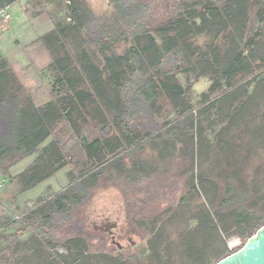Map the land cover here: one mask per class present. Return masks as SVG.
I'll return each instance as SVG.
<instances>
[{
    "label": "trees",
    "instance_id": "obj_1",
    "mask_svg": "<svg viewBox=\"0 0 264 264\" xmlns=\"http://www.w3.org/2000/svg\"><path fill=\"white\" fill-rule=\"evenodd\" d=\"M18 1L0 0V9L9 8ZM246 2L247 0H110L107 11H88L83 15L78 9L72 8L69 14L74 24H58L54 30L40 38L54 58L52 69L55 72L52 86L54 100L43 107L33 105L22 86H10L12 75L2 65L0 172L7 174L10 168L22 160L38 154L35 163L17 177L23 185V191H27L52 178L64 167L71 168V185L67 194H60L53 202L43 205L40 209L42 215H45L40 226L44 230L42 236L48 240L47 247L52 249L64 246L71 253L68 259L63 257L65 264H88L86 255L88 250L92 249L96 251L95 254L108 256V253L103 252L107 245L105 239H100L99 236L96 239L94 233L89 230L85 209L92 196L91 189L104 186L102 177L108 163L104 159L105 156L113 155L111 162L123 164L124 169V159L127 158L128 152L151 137L148 133L140 131V124L136 121L145 115V112L153 115L151 108L158 102L161 92L171 98L180 116L193 117L189 114L193 107L186 98L188 91L177 82V76L181 74L187 75L188 80L191 78L189 74L192 57L189 56V46H186L187 39L214 32L219 36L225 30L243 33L248 26ZM252 21L253 24L248 26L247 39L241 40L240 43L231 39V47L226 56L215 57V64L217 61L218 66L221 64L218 73L220 79L225 81V88L216 100L209 102L218 107L209 109H220L218 114L226 122L222 132L227 128L230 130L234 125H239V121L242 123L249 117L251 105L257 98L256 88H264V77L260 79L261 75L257 74H253L251 80L239 86L233 85V80L236 81L238 76L253 71L255 63L259 62V67L264 64V57L257 59L259 52L261 56L264 55L260 46L264 32V15L260 13ZM78 32L83 34V40L89 47L100 51L108 50L122 42L133 45L126 57L105 58L104 70L99 68L91 57L85 55L81 57L82 72L76 73L72 69L76 57L69 54L67 40ZM156 36L162 38L161 45L155 40ZM141 40H148V45L140 46ZM233 51L235 55L232 57ZM140 52L147 58L142 57ZM212 52L216 56L218 50L213 48ZM221 84L222 81L216 82L210 93L216 88L218 90ZM236 91L241 94L239 101L228 102ZM210 93L203 95V101L206 102ZM89 104H97L93 118H98L103 125L101 137L92 142L87 138L75 136L78 131L76 116L79 114L80 118L83 117L81 112L88 110ZM112 124L119 129L118 135L110 136ZM71 133L74 136V145L68 149L65 136ZM161 136L160 133L158 137ZM217 137V147L222 148L223 140L220 135ZM49 138L52 139L51 143L39 151ZM255 142L257 144V139ZM226 149L232 151L224 146L223 153ZM139 177V181L126 177L127 182L114 183L118 184L117 187L125 189L122 194L130 233L137 231L131 215L141 212V208H146L154 200L161 199L155 191V181H152L150 175L143 174ZM212 178L205 174L206 191H214L212 211L217 208L218 217L219 214L230 217L235 225L244 226L248 239L252 238L264 226V193L250 192L252 196H248L242 187H237L241 184V177L235 172H229L225 176L222 188L219 186L220 177L216 176L215 180ZM131 184L135 185L130 186L134 191L127 186ZM77 185L83 187L80 193L74 192ZM210 185L213 189H210ZM70 193H75L78 199L72 201L73 194ZM256 200H259L258 204L254 203ZM69 201L71 203L68 204ZM74 203L76 207L73 209ZM55 206L63 216L59 221L55 216L56 211L51 210ZM37 213L39 211L32 215ZM70 217H74L73 220ZM32 219L31 216L17 221L0 204L1 230L19 226L20 234L27 233L33 227L29 225ZM217 222L222 232L229 235L226 220L218 218ZM143 224L147 226L146 222ZM210 224L215 228L212 221ZM55 228L62 237L57 238L53 234ZM149 233L151 238L148 243L153 254L156 252L161 256V249L166 250L162 244L165 242L162 231L157 233L153 228ZM218 238L220 248L216 253L213 249L207 250L208 252L204 250V256L200 258L201 254L192 252L187 264H211L212 258H215L212 264H217L238 251L229 249L226 240L219 233ZM5 240L4 236H0V242ZM29 244L31 242L25 243L24 246ZM46 245L43 247L44 251L47 250ZM31 246L34 247L32 244ZM43 249L39 244L35 251L33 250L32 256L42 254ZM95 258L98 259L97 256ZM100 260H104L105 264H148L135 256H120L117 261L107 257Z\"/></svg>",
    "mask_w": 264,
    "mask_h": 264
},
{
    "label": "rangeland",
    "instance_id": "obj_2",
    "mask_svg": "<svg viewBox=\"0 0 264 264\" xmlns=\"http://www.w3.org/2000/svg\"><path fill=\"white\" fill-rule=\"evenodd\" d=\"M109 1L19 0L11 5L7 10L11 16L7 31L0 35V71L4 65L12 75L10 86L18 84L32 88L24 91L36 107H43L46 103L53 101L54 58L44 47L40 38L54 30L58 24H74L69 14L72 8L78 9L81 15L88 11L102 13L109 9ZM246 4V25L249 26L253 24L252 19L256 15L260 13L264 15V0H247ZM248 26L247 30L240 34L234 30H225L219 36L214 32L187 39L186 46H189V56L192 57L190 59L192 68L189 74L191 78L188 80L187 75L181 74L177 76V82L188 91L186 98L190 100L193 107V113L189 114L194 118L180 116L171 98L161 92L158 102L151 108L153 115L145 112V115L140 116L141 118L136 121L140 124V131L156 139L150 137L139 147L131 149L127 158L124 159V169L123 164H117V161L111 162L113 155L105 156L104 159L108 163L102 177L104 186L91 189L92 196L86 204L87 209L85 208L86 216H89L91 229L94 228L92 225L99 228V230L95 228L94 231L96 239L99 235L101 239L100 232L104 231L105 225L117 222L121 229L131 237V241L120 240L122 249H117L110 241H106L107 245L103 252L112 253L111 257L105 254H95L96 251L91 248L92 250H88V255H86L88 264H105V261L100 259L107 257L117 261L120 256H135L140 260H145L148 264H187L192 252L201 254L200 258L204 256V250L208 252L207 250L213 249L216 253L220 248L218 233L223 236L232 251L240 250L245 245L248 240V233L244 232L245 227L235 225L230 217H223L220 214L218 217L217 208L212 211V204L215 200L214 191H206L204 180L205 174H209L214 180L218 176L220 177L219 186L222 188L225 176L229 172H235L241 177L239 179L241 184L237 187H242L248 196H252L251 193H264V88H260L262 86L256 88L257 98L251 105L249 117L242 123L239 121V125H234L230 130L227 128L225 132L222 130L226 122L218 114L220 109L216 108L218 106L215 103H209L216 100L225 88V81L223 78L220 79L218 73L221 64L219 63L218 66V61L215 64V57L226 56L231 47V39H235L237 43L247 39ZM155 40L159 45L162 44L161 37L156 36ZM147 42L148 40H141L140 46H145ZM132 45L129 42H122L108 50L100 51L89 47L84 42L81 32L67 40L69 54L76 57L72 68L76 73L82 72L81 57L85 55L91 57L92 61L104 70L105 58L126 57ZM260 46L264 50V32ZM213 48L218 50L216 56L212 52ZM262 53L264 54V51ZM258 54L257 59L264 57V55L261 56V52ZM140 55L147 58L142 52ZM234 55L233 51L232 57ZM130 57L133 56L130 55ZM254 65L253 71L250 70L247 74L238 76L236 81L233 80V85L239 86L251 80L253 74L261 75L259 78L263 79L264 64L259 67L260 63L257 62ZM218 81H222V86H216L218 90L216 88L211 94V88L215 87ZM208 93L210 96L205 102L203 95ZM232 97L228 102L239 101L241 94L236 91ZM173 98L175 99L176 96L174 95ZM214 106L216 107L209 109ZM96 107L97 104H89L88 110L81 112L85 118H80L79 114L76 116L78 128L75 132L76 137L87 138L90 142L101 137L103 125L98 118H93V111ZM112 127L110 136L118 135L119 129L113 124ZM160 133L161 138L158 137ZM217 135H220L223 140V145H221L219 139V145L222 148L217 147ZM255 139H257V144ZM51 141L52 139H49L44 147ZM65 141L68 149L73 147L72 133L65 136ZM75 142L78 144L77 141ZM224 146L232 151L226 149L223 153ZM37 155H31L21 161L13 167L11 174L15 175L25 170ZM70 173L71 168L67 166L59 170L52 178L30 190L23 191L24 193L17 197L18 203L21 204L17 209V214L25 212L26 216L19 217L21 214L15 216L4 208L17 221L33 216L31 214L37 208L33 204L41 197L49 199L53 196V199H49L50 204L57 197L55 196L57 192L64 191L63 193L67 194L71 185ZM143 174L150 175L152 181H155V191L161 199L154 200L146 208H141V212L131 215L137 231L130 233L122 194L125 189L112 188L113 185L110 184L127 182L126 177L139 181L141 179L139 175ZM76 176L78 177V174ZM0 185L3 186V190H0V198L9 194L16 195L18 192L10 177L2 173H0ZM67 186L68 188L64 190ZM82 189L81 185H77L74 192L80 193ZM210 189H213V186ZM70 201L68 204L71 203ZM258 202L259 200H256L254 203L258 204ZM74 207H76L75 203L73 209ZM51 210L56 211L57 221L61 220L63 216L59 214L57 207H52ZM104 212L107 213L102 214ZM109 216H112V219L106 220L105 218ZM73 218L70 217L72 220ZM218 218L226 220L230 236L222 232L217 222ZM34 220H30L29 225ZM211 221L215 224V228L213 224L209 225ZM143 222H146L147 226ZM13 227L11 232H2L4 229H0V236L6 238L5 242H0V264H65L63 257L67 259L71 257V253L64 246L48 248L46 245L48 240L42 236V230L37 229V226L31 227L29 232L24 234H20L19 226ZM153 228L157 233L162 231L165 238L162 244L166 250L161 249V256L156 252L153 254L148 243V239L151 238L149 232ZM34 232L35 239L33 238ZM53 234L57 238L62 237L58 230L53 231ZM24 241H30L33 246L38 243L42 249L46 245L47 250L43 249L42 254L32 256L34 253H29V247L23 246ZM96 256L98 259L95 258ZM214 262L215 258H212L211 264ZM114 264L119 263L114 262Z\"/></svg>",
    "mask_w": 264,
    "mask_h": 264
},
{
    "label": "crops",
    "instance_id": "obj_3",
    "mask_svg": "<svg viewBox=\"0 0 264 264\" xmlns=\"http://www.w3.org/2000/svg\"><path fill=\"white\" fill-rule=\"evenodd\" d=\"M24 88V90H27L28 88L29 89H32V88H30V87H28V86H24L23 87ZM28 91V90H27ZM32 92V91H31ZM33 92H34V90H33ZM49 103V102H48ZM47 104V103H46ZM45 104V105H46ZM37 107H39V106H37ZM49 139H51V138H49ZM48 139V140H49ZM47 140V141H48ZM46 141V142H47ZM45 142V143H46ZM44 143V144H45ZM51 143V142H50ZM44 144L40 147V149H39V151H42L45 147H44ZM49 145V144H48ZM47 145V146H48ZM37 158H38V155H37V157H36V159L30 164V165H28V167L25 169V170H23L22 172H20V173H17V174H15V175H12L11 174V170L13 169V167L12 168H10V170H9V172L7 173V174H3L2 172H0V173H2L4 176H9L10 177V179H11V181H12V184L13 185H15V187H17V189L16 190H18V192H17V194L16 195H6V196H4V197H2V198H0V204L3 206V207H5L9 212H11L13 215H15V216H19L21 213H19V214H17V209H18V207L19 206H21V204H19L18 203V201H17V197L19 196V195H21L22 193H24L23 192V185H22V183L17 179V177L20 175V174H22V173H24L32 164H34L35 163V161L37 160ZM23 161V160H22ZM20 163V162H19ZM18 163V164H19ZM18 164H16V165H18ZM15 165V166H16ZM14 166V167H15ZM67 167V166H66ZM65 168V167H64ZM121 183H123V182H121ZM110 185H113V186H117V185H115V184H110ZM135 186L134 184H131V185H127L128 186V188H130V186ZM69 186V185H68ZM68 186L64 189V190H66L67 188H68ZM112 186V188H118V187H113ZM70 188V187H69ZM69 188H68V190H69ZM131 189V188H130ZM0 190H3V186H1L0 185ZM132 191H134V189H131ZM61 192V191H60ZM63 192L64 191H62L61 193H59V192H57L56 194H55V196L57 195V196H59L60 194H63ZM121 195V194H120ZM54 196V197H55ZM53 197V196H52ZM52 197H50V198H52ZM121 197H122V195H121ZM49 198V199H50ZM49 199H47L46 197H41L39 200H37V201H35L34 202V206H36L37 208L34 210V212H32V214H35L36 213V211H39V213H37L36 215H33L32 217H33V219H35L34 220V222L31 224L32 226H33V228L35 227V226H37V229H40V230H42V231H44L43 230V228L40 226V223L42 222V220H43V217L45 216V215H42V213L40 212V209H41V207H43V205H46L47 203H49ZM53 199V198H52ZM76 199H78V197L74 194L73 195V197H72V200H76ZM123 205V204H122ZM86 209H87V207H86ZM87 212H88V210H87ZM105 213H107V212H104V213H102V214H105ZM31 214V215H32ZM89 214V213H88ZM24 216H26V214H25V212L24 213H22L19 217H24ZM102 216H104V215H102ZM101 216V217H102ZM87 217V221H89V223H90V219L88 218L89 216H86ZM100 219V218H99ZM90 225V224H89ZM13 230V228H6V229H4L2 232H11ZM53 231H57V230H54L53 229ZM35 232H34V235H33V238L35 239ZM28 242L30 243V241H24L23 242V246H24V244L25 243H27L28 244ZM26 246H28L29 247V253L31 252V253H33V250L35 251V249L39 246V244L37 243H35V245H34V247H32L31 246V244H29V245H26ZM22 247V246H21ZM33 248H35V249H33ZM24 249V248H23Z\"/></svg>",
    "mask_w": 264,
    "mask_h": 264
},
{
    "label": "water",
    "instance_id": "obj_4",
    "mask_svg": "<svg viewBox=\"0 0 264 264\" xmlns=\"http://www.w3.org/2000/svg\"><path fill=\"white\" fill-rule=\"evenodd\" d=\"M217 264H264V226L240 250Z\"/></svg>",
    "mask_w": 264,
    "mask_h": 264
},
{
    "label": "flooded vegetation",
    "instance_id": "obj_5",
    "mask_svg": "<svg viewBox=\"0 0 264 264\" xmlns=\"http://www.w3.org/2000/svg\"><path fill=\"white\" fill-rule=\"evenodd\" d=\"M105 219L106 220H111L112 219V216L106 217ZM92 227H94V228L91 229V225H89V230H91L92 233H95L94 232L95 231V228L97 230H99V228H97V227H95L93 225H92ZM100 233L103 236V237L102 236L101 237L104 238V239H106L105 241H110L111 244H112V246H115L117 249H122L123 248L122 245H121V243H120V240H127L128 242L131 241V237H129L128 234H126L121 229V227L119 226V224H117V222H115V223H108L107 225H105L104 231L102 230ZM99 238H100V235H99ZM108 255L111 257L112 253H108Z\"/></svg>",
    "mask_w": 264,
    "mask_h": 264
},
{
    "label": "built area",
    "instance_id": "obj_6",
    "mask_svg": "<svg viewBox=\"0 0 264 264\" xmlns=\"http://www.w3.org/2000/svg\"><path fill=\"white\" fill-rule=\"evenodd\" d=\"M8 8L0 9V35L7 31V26L11 20V16L7 13Z\"/></svg>",
    "mask_w": 264,
    "mask_h": 264
}]
</instances>
